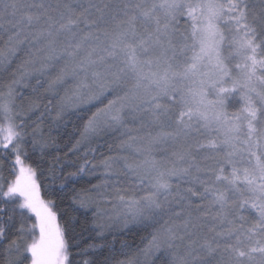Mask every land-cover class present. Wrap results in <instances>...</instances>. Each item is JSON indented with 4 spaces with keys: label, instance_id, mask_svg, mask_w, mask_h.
<instances>
[{
    "label": "snow or ice",
    "instance_id": "obj_1",
    "mask_svg": "<svg viewBox=\"0 0 264 264\" xmlns=\"http://www.w3.org/2000/svg\"><path fill=\"white\" fill-rule=\"evenodd\" d=\"M107 7L89 4L77 11L70 3H65L64 10L60 11L59 5L46 7L44 3L24 4L21 0H7L3 4L5 15L13 18L19 15V19L12 24L6 47L0 48V69L6 70L23 56L12 73V79L0 89V149L11 148L15 154L14 179L7 181L6 186L0 183V240L6 236L3 214H8V226L12 225L16 215L19 216V227L8 244V250L16 254V260L10 264H72L66 229L60 222L56 202L42 196L37 169L25 162L27 153L22 152L25 137L29 135L25 130L27 120L31 119L30 113L39 109V96L37 100H30L27 107L17 105V86L27 87L34 78L36 84L32 90L38 92L45 81L36 74L43 76L53 66L50 62L60 60L64 55L75 58L84 42L94 38L93 30L102 32L108 39L107 47L102 49L107 57L120 56L124 67L112 73L111 80L105 77L98 82L94 79L90 84L85 77L75 85L70 96L60 97L53 119L64 120L71 108L76 119L82 122L79 138L70 151L78 150L93 137L123 125L128 94L116 96L106 104L101 97L105 92L114 91L113 86L121 84L120 74L127 70L136 79L135 88L142 89L147 97H137V109L149 113L157 122L167 116L175 125L171 131L162 130L153 142L162 138H179L192 129L194 122H199L201 128L215 131L219 136L198 147L222 152L217 169H202L195 164L190 151L176 154L181 161L185 155L193 161L186 167L160 170L153 161L149 169L141 172L136 171L140 166L134 168L125 164L126 168L136 172L139 185H144L145 181L147 185L142 195H137L138 186L117 188L122 211L109 219L119 223L122 229L135 225L144 230L151 229V232L143 247L114 264H140L138 256L144 257V264H155L151 257L161 251L171 253V264H264V14H253L247 0H195V3L192 0H141L124 5L125 18L112 16L115 27L109 30L100 28ZM33 8L43 11L33 12ZM92 8L100 13L98 17H91ZM53 13H58V18ZM180 16H187L191 21V31L184 36V43L179 47L184 60L174 62L178 52L173 31ZM42 19L45 27L30 40L32 26L41 23ZM138 22L144 27L143 34L137 31ZM150 25H154L151 30ZM77 31L83 33L81 40L74 45L69 42L57 52L56 37L63 33L75 36ZM226 32L231 34L230 38ZM41 37L49 38L48 54L36 68L44 49L24 51V45ZM226 45L229 49L227 56L224 55ZM95 51L93 47L77 66L83 69L85 64H95L97 61L92 59ZM150 52L151 56L142 58ZM99 60L104 61L105 56H100ZM153 66L155 70H152ZM66 76L65 69H61L46 82L45 91L56 94L57 86L66 83ZM93 76L100 78L101 74L93 72ZM177 81H188V87H177ZM237 93L240 107L230 113L226 100ZM209 96L214 98L209 99ZM177 105L178 114L173 116L171 113ZM52 106V99H49L44 112L50 113ZM44 112L33 121L36 126L31 133L33 144H39L41 149L48 145V139L40 133V124L37 123H42ZM38 133L40 140L35 139ZM89 164L96 167L95 163L85 159L78 171L84 172ZM100 164L105 174H115L116 158L105 157ZM193 167L197 173L212 172L214 179L192 176ZM188 177L191 179H186ZM173 178L178 181L175 194L172 192ZM179 181L199 184L203 191L189 186L180 192ZM107 183L103 180L92 188L99 189ZM129 191L130 195L127 194ZM169 196L184 206L174 211ZM190 197L199 198L201 203H194ZM78 202L82 208L90 207L92 197L89 190L78 194ZM249 209L254 216L244 214ZM193 212L200 213L198 220L211 218L215 222L208 227L207 233L196 235L192 231L203 227L193 222ZM182 215L185 216L182 221L173 219ZM98 235L102 236L103 232ZM186 238L184 254L172 252L179 247L176 242H183ZM97 247L89 244L81 249L79 254L85 257L83 264H95L87 255ZM106 264H111L110 258Z\"/></svg>",
    "mask_w": 264,
    "mask_h": 264
},
{
    "label": "trees",
    "instance_id": "obj_2",
    "mask_svg": "<svg viewBox=\"0 0 264 264\" xmlns=\"http://www.w3.org/2000/svg\"><path fill=\"white\" fill-rule=\"evenodd\" d=\"M259 7V14H264V2ZM1 17L5 18L8 16L2 13ZM10 34L11 30L4 31L0 27V48L6 47V41ZM29 49L36 52L39 48L31 47L30 44L26 43L24 45V51H28ZM47 54V50L40 53V59L35 65L36 68L40 67L41 61H43V58ZM20 59H23V56L17 58L11 67H8L6 70L0 69V89L12 79V73L17 68ZM50 63L53 66L47 69L43 76H40L39 73L36 74L39 79L45 81L43 87H40L38 92H33L32 90V86L36 84V79L34 78L28 82L27 87L22 85L17 86V105L23 104L27 107L29 101L37 100L38 96L39 100L37 102L40 104L39 109L30 113L31 119L27 120L28 127L25 130L29 135L25 137V142L22 147V152L27 153L25 162L30 163L37 169V179L41 184L42 196L45 199H54L56 202L60 222L66 229V239L69 244L72 264H83L85 257L79 253L81 249L86 248L89 244H95L98 247L95 250H90L87 258L93 260L95 264H106V261L110 258L111 264H114L116 260L126 259L136 253L137 249L143 247L146 239L149 237L151 229L144 230L135 225H129L127 229H122L119 223L112 222L106 216V218L102 217L99 206L95 205L94 202L87 209L80 207L78 194L82 190H89L91 197H95L98 194L97 191L105 186L103 185L99 189L92 188L93 185L100 184L101 181L108 179L103 166L100 164V161L105 157L116 158L114 175L117 176L115 178L122 186L129 189L137 186L135 184L136 182L132 179L134 176L127 174L123 167L120 166V163L121 165L126 163L133 164L132 151H130L132 139H129L133 135L131 136L130 130H139L143 122L135 121L138 114L135 116L129 109H125L123 112L124 122L122 126L109 129L103 134L93 137L89 142L81 144L78 150L70 151L73 144L79 138L82 122L76 119L71 108L68 109V114L64 120H54L53 118L56 114L55 105L60 97L65 94L69 96L72 94L75 85L85 78V73L78 66L72 67L67 55H64L60 60L51 61ZM61 69H65L67 72L66 83L57 86L56 94L46 92V82L59 74ZM114 71V67L92 70L86 74L88 76L86 77L87 82L91 84L94 79L101 82L105 77L112 76L111 74ZM93 72H99L101 74L100 78L94 77ZM113 87L115 89L114 91L105 92L101 97L104 104L108 100L119 96L118 91L121 89L119 86ZM95 90L98 91L99 89L96 88ZM49 99H52L53 102L50 113L44 112V105L47 104ZM97 106L102 105L97 104ZM41 112H44L42 123H37L40 124V133L43 134L44 138L48 139V145L43 149H41L39 144H33L34 137L31 135L32 128L36 126L33 124V121H36V118L41 115ZM35 139L40 140L41 135L38 133ZM14 157L15 154L11 151V148L6 151L0 149V183H5V186L7 181L14 179ZM85 159L95 163L96 167L93 168L89 164L84 172H79L78 169L84 163ZM118 162L119 164L117 165ZM68 173H76V175L67 176ZM112 186L113 181L107 184V191ZM140 188L138 187L137 195L143 194V189ZM127 194L130 195L131 191ZM184 194L186 196L188 195L187 193ZM102 196L106 198L107 194L102 193ZM74 197H77V199L74 200ZM190 198L194 203L198 204L201 202L199 198ZM170 201L172 202L174 200L171 199ZM171 204H175L173 206L170 205L174 207V211L180 210V207L177 208L178 204L176 201ZM180 206L183 207L184 205ZM105 211H108V209L102 212ZM18 212L19 210L17 209ZM244 214L254 216L251 210H248ZM3 215L6 222V236L0 240V264H10V262L16 260V254L8 250V244L16 234L15 229L19 227V216L16 215L12 225L8 226V214L4 213ZM199 216L200 213L193 212V222L203 225L202 228L192 229L196 235L207 233L208 227L212 225L211 218L198 220L197 217ZM165 218L167 219L168 217L166 216ZM184 218L185 216L182 215L179 218L174 217L173 219L179 222ZM102 225L103 227H101ZM189 228L191 229V225H189ZM100 232H103L102 236L98 235ZM142 237L145 239L142 240ZM186 242L187 238L183 242L177 241L176 243L179 247L173 249L172 252H175L177 255H183ZM171 258V253L166 251L157 252L151 257L155 264H171ZM137 259L140 264H144L143 256H138Z\"/></svg>",
    "mask_w": 264,
    "mask_h": 264
},
{
    "label": "rangeland",
    "instance_id": "obj_3",
    "mask_svg": "<svg viewBox=\"0 0 264 264\" xmlns=\"http://www.w3.org/2000/svg\"><path fill=\"white\" fill-rule=\"evenodd\" d=\"M262 0H247L250 10L253 14L256 16H260V5ZM7 2V0H0V27L4 29V31L12 30V24L16 22V20L19 19V15H17L15 18L8 16V17H1V14L4 13L3 11V4ZM24 4H39L44 3L45 6H52L56 7L57 5L60 6V11H63V5L65 3H70L73 8L77 9V11L81 10V8H87L89 4L96 5L98 7L103 8L104 5H108L106 9H104V22L100 24V28L103 29L107 27L109 30H112L115 27L114 22L112 21L111 17L116 16L118 19L125 18L124 17V5L126 3H137L141 2V0H21ZM150 2V0H148ZM193 3H195V0H192ZM226 2V0H225ZM33 12L37 11H43L40 9H31ZM91 17L96 18L100 15L96 11V8L90 9ZM54 16L58 18V13H53ZM42 27H45V24L43 23V19L41 23L34 24L32 26V29L29 32V39H32V36L37 34ZM83 27V25H81ZM151 27H154V25L149 26V30H151ZM137 31L141 34L144 33V27L138 22L137 23ZM191 31V21L187 18V16H180L178 17V22L174 24V31H173V42L177 45V52L178 55L176 57V61L174 62H182L184 60V56L179 54V47L184 43V36L189 35ZM226 34L231 37L230 33ZM83 33L77 31V34L75 36H72L68 33H63L60 36L56 37V49L57 51L62 50L69 42H71L73 45L77 42H79L82 38ZM95 36H99V39H95ZM93 39H90L88 41L84 42V46L82 49L77 53L75 58L68 57L70 64L72 67H75L78 65L80 59L84 58L89 51L92 50L93 47H95L96 51L92 55V59L96 60L97 62L95 64H85V67L81 69L85 73V77H88L86 74L90 73L92 70L95 69H104L108 67H114L115 71L114 73L119 72V69L124 67L122 63V58L120 56H117L116 58L107 57L106 53L102 50L107 47L109 41L107 38H105L102 34V32H96L93 30ZM47 37H41L39 40L35 41L34 43L30 44L31 47L39 48L47 50ZM229 52V49L227 45L224 49V55L227 56ZM152 53H148L144 55L142 58L147 59L149 56H151ZM171 55V52L169 53ZM190 55V53H188ZM105 56L104 61H100L99 57ZM155 70V66H153V69ZM145 71H148L147 66H145ZM112 72V71H111ZM121 84L119 85V88L122 90L118 91L119 96H124L125 93L128 94V99L125 101V104L127 105L125 109H129V111L136 116L135 121L137 122H143V125H141V128L139 130H130L131 136L138 138L132 139V142L130 144V151H132V157H133V165L134 168L138 165L140 166L139 169H136V171H143L145 169H149L150 165L153 161L156 162V168L160 170L169 169L172 167L181 168L186 167L189 163H192L193 161L188 157V155H185V159L183 161L179 160L177 158V153H182L186 151H190L191 157H194L195 164L199 165L202 169H217L219 167V162L221 161L222 152L217 153L216 151L210 150L208 148H199L198 145L201 143H206L208 139H211L213 137L219 136L218 133L215 131L209 132L208 130L201 128L199 122H194L192 129L187 132L185 135H181L179 138L173 139V138H162L158 142H153V138L157 137L158 134L163 131H171L175 127L174 124L168 119L167 116L161 117L160 121H155L152 116L147 112H142L137 109V105L139 103V99L137 97H143L147 98L146 95L143 93L142 89H136V79L134 75L131 72H128L127 70L125 73H121ZM107 79H112V76L107 77ZM177 87H188V81H177ZM213 96H209V99H213ZM166 100V98H165ZM226 106L227 110L231 113L238 109L240 107V99L239 94L230 95L226 100ZM178 108L179 105L176 106V110H174L171 115L178 114ZM124 109V110H125ZM222 138V137H220ZM136 159V160H135ZM119 162L117 163V165ZM129 164V163H127ZM120 166L123 167V169L126 171L127 174L133 175L132 178L137 184L138 187H141L142 189L147 185V181L144 182V185H139L138 176L136 175V172L133 170H129L125 167V164L120 163ZM227 170L230 171V168L228 165H224ZM108 176V183L113 181V186L109 191H107L106 187L103 186V188L99 189L97 192V196L92 197L93 202L95 205L99 206V210L101 213V216L104 218L115 217V214L117 212L122 211V206L119 203L118 200V193L116 191L117 188L123 190L126 187L122 186L119 181L116 180L114 174H105ZM192 176L200 175L202 178H208L212 177L214 179V175L212 172H206L201 171L200 173L196 172V168L193 167L192 169ZM188 180L191 179V177L186 178ZM111 180V181H110ZM178 181L176 178H173V189L172 192L175 194L177 192V189L175 187L176 183ZM180 183V192H183V190L189 186H194L198 190L203 191L202 187L199 184L190 185L189 183H185L183 181H179ZM140 188V189H141ZM130 192V191H129ZM102 193H106L107 197L104 198L102 196ZM97 197V198H96ZM173 199L172 196H169V200ZM178 199V197H177ZM171 203H175V200ZM201 203V202H199ZM107 205V206H106ZM171 206L175 204H170ZM170 206V207H171ZM181 207L180 205L177 206ZM205 207H207V202H205ZM174 210V207H171ZM108 209V211L102 212L104 210ZM250 210V209H249ZM106 216V217H105ZM174 218V217H173ZM211 220V219H210ZM112 222H115L114 220H111ZM212 224L215 223L213 220ZM117 223V222H116ZM185 249V248H184Z\"/></svg>",
    "mask_w": 264,
    "mask_h": 264
}]
</instances>
